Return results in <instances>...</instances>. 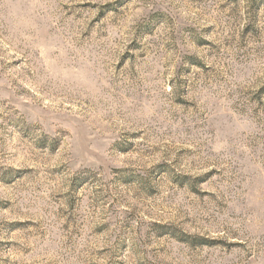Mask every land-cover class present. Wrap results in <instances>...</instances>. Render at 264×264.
Masks as SVG:
<instances>
[{"label":"rangeland","instance_id":"obj_1","mask_svg":"<svg viewBox=\"0 0 264 264\" xmlns=\"http://www.w3.org/2000/svg\"><path fill=\"white\" fill-rule=\"evenodd\" d=\"M0 264H264V0H0Z\"/></svg>","mask_w":264,"mask_h":264}]
</instances>
